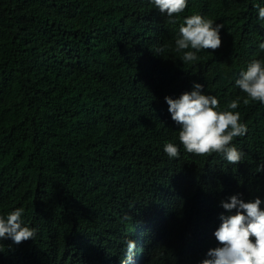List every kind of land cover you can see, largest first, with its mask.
I'll list each match as a JSON object with an SVG mask.
<instances>
[{
  "label": "trees",
  "instance_id": "1",
  "mask_svg": "<svg viewBox=\"0 0 264 264\" xmlns=\"http://www.w3.org/2000/svg\"><path fill=\"white\" fill-rule=\"evenodd\" d=\"M255 5L264 0H188L172 24L149 0H0V216L23 208V224L37 230L18 245L0 240V264L23 257L22 264H89L88 235H115L153 215L173 224L153 257L182 249L187 264L195 235L210 243L211 226L194 219L210 205L181 202L195 182L228 170L239 175L234 194L264 201V171L257 172L264 104L241 100L235 110L247 125L233 141L244 153L236 165L222 163L220 154L187 153L179 160L184 169L177 168L163 150L172 128L179 131L164 96L179 98L200 83L221 110L244 96L235 80L252 60H264V20ZM193 14L224 25L222 46L186 65L174 41L179 23ZM163 45L169 49L156 53ZM151 58L161 69L136 76L138 63ZM137 81L165 106L138 103ZM120 84L130 88L127 105L115 94ZM133 188L144 192L135 208L127 193ZM69 230L79 243L68 241Z\"/></svg>",
  "mask_w": 264,
  "mask_h": 264
},
{
  "label": "clouds",
  "instance_id": "2",
  "mask_svg": "<svg viewBox=\"0 0 264 264\" xmlns=\"http://www.w3.org/2000/svg\"><path fill=\"white\" fill-rule=\"evenodd\" d=\"M149 3L161 14L166 13L168 22L172 24L178 22L173 17H179L188 6V0H149ZM255 6L259 18L264 20V7ZM223 27V24H215L200 14L185 17L179 23L174 51L182 54L183 64L192 65L200 60L197 53L202 50L215 52L222 46L220 30ZM259 48L264 50V43H260ZM168 49L169 45H163L156 49V53H164ZM162 64L153 58L141 60L136 76L145 79L148 72L160 70ZM235 85L244 96L228 102L224 110H221L215 96L204 94V85L200 83H195L192 91L182 93L179 98L164 96L168 105V109L165 108L179 131L173 135L172 128L170 140L163 150L176 162L177 168L184 169V163L179 160L187 157V153L202 157L220 154L224 164L225 160L235 165L242 161L244 153L233 141L247 133V125L241 122V114L235 110L241 100L245 106L257 102L264 104V60H252L247 69L239 73ZM115 94L126 105L129 103L131 91L128 84L116 86ZM134 96L138 103L150 109L157 103H164L146 93L145 82H134ZM261 171H264V165L258 166L257 172ZM238 176L228 170L219 177L211 178L208 174L195 182L193 194L181 199L189 208L194 205L199 208L205 203L211 207L210 213L194 217L202 216L199 220L211 226L210 243L207 246L201 237L195 235L189 244L191 252L186 256L187 264H264V208L261 207L264 201L257 197L245 202L239 194H234L239 188L234 185ZM203 189L205 194L201 195L199 190ZM127 193L131 207H138V198L144 192L133 188ZM23 212V208H17L6 218L0 216V240L7 246L10 239L18 245L35 238L37 230L23 224ZM172 225L168 217L153 215L137 220L115 235L92 233L87 236L91 255L86 261L89 260V264H185L182 249L161 258L153 257ZM69 231L68 241L79 243V234ZM26 260V257L21 258L20 264Z\"/></svg>",
  "mask_w": 264,
  "mask_h": 264
}]
</instances>
